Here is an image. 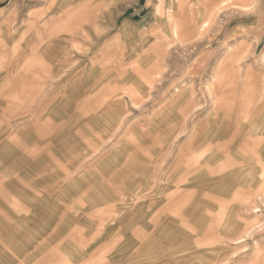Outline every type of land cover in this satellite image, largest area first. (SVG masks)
<instances>
[{"label": "rangeland", "instance_id": "374dc122", "mask_svg": "<svg viewBox=\"0 0 264 264\" xmlns=\"http://www.w3.org/2000/svg\"><path fill=\"white\" fill-rule=\"evenodd\" d=\"M246 118L264 0H0V264H264L259 187L196 180Z\"/></svg>", "mask_w": 264, "mask_h": 264}, {"label": "crops", "instance_id": "0c3cea01", "mask_svg": "<svg viewBox=\"0 0 264 264\" xmlns=\"http://www.w3.org/2000/svg\"><path fill=\"white\" fill-rule=\"evenodd\" d=\"M179 110L182 112L181 108ZM263 121L259 122L258 120L256 121L255 119L252 118H246L244 121L241 122L240 126L237 127V129L239 130L238 132H240L241 135L246 136L244 137L245 140L242 141V147H240L241 149H236V147H233V144L235 143L234 138L231 137L230 139L229 138L227 139L228 136L226 135V133L220 134L217 131L214 133L210 130L204 132L203 133L204 147L200 149L201 153L198 156L204 168L202 167L201 173L197 174L196 175L197 177L195 176L196 180H198L199 178L201 179L203 177L212 176L211 178L215 181L214 186L218 188V192L221 193L222 195H225L228 198L231 197L228 194H231L232 192L235 191L236 195H240L245 187L247 188L250 186H255L256 188L259 187L258 192L260 193L261 192L260 187H262L263 184L262 181L264 179L261 180V177H259L258 179L254 178L253 180L251 179L252 178L251 175L253 173L257 174L260 172L259 167L261 166L257 165L255 161L256 160L255 156L257 154L259 155L258 157L262 159L263 161L262 163L264 164V130H262L264 126ZM220 122L221 121L219 120H214L211 123L212 126H216V124H219ZM253 123L260 125L258 130L252 131L251 129H249V125H252ZM196 137L198 138L199 136ZM233 148L235 149V151ZM228 151H232V152H228ZM253 153H256V155H253ZM253 166L255 167V169L256 166H258L259 170L257 171L255 170L254 172ZM242 175L246 176V178H244V176L242 177ZM249 175L250 178L248 177ZM178 178L182 182L188 181L187 185L186 183L182 185L179 183L180 186L178 187L180 188L194 185L193 184L194 179L190 174H188V177L186 176V178H184L178 172ZM191 180L192 182H190ZM238 186L240 188L236 190V187ZM261 193H264V191ZM225 218H227L226 213H225ZM225 218L224 220H222V218H220L221 220L219 219L222 230H224L225 227L231 228L232 226L230 224H237L236 222L229 221Z\"/></svg>", "mask_w": 264, "mask_h": 264}, {"label": "bare ground", "instance_id": "6f19581e", "mask_svg": "<svg viewBox=\"0 0 264 264\" xmlns=\"http://www.w3.org/2000/svg\"><path fill=\"white\" fill-rule=\"evenodd\" d=\"M178 27H179V25H178ZM174 31H175V33L177 32V26H175L174 27ZM238 84V83H237ZM260 98V97H259ZM247 122V121H246ZM222 124V123H221ZM240 126V125H239ZM213 127H217V125L216 126H213ZM223 127V125H221L220 126V128H222ZM226 127V126H225ZM259 127H260V125L259 124H252V125H249V129H251L252 131H256V130H258L259 129ZM262 130H264V126H263V128H262ZM217 132L218 133H220V134H223V131H222V129H218L217 130ZM251 134V133H250ZM258 135V134H257ZM255 136V135H254ZM212 137V136H211ZM246 137V136H245ZM227 139H228V137H227ZM223 140V139H222ZM210 141V140H209ZM256 142V141H255ZM208 143V142H207ZM202 149V148H201ZM214 149V148H213ZM212 149V150H213ZM218 155V154H217ZM253 155H256V153H253ZM259 155L257 154L256 156H255V158H256V163H257V165H260L261 167H260V172L259 173H257V174H252L251 175V179H253L254 180V178H259V177H261V180H263L264 179V164L262 163L263 161H262V159L261 158H259L258 157ZM211 158V157H210ZM242 160V159H241ZM216 163V162H215ZM204 168V167H203ZM233 168V167H232ZM209 172V171H208ZM231 174V173H230ZM233 174V173H232ZM200 179V178H199ZM227 180V179H226ZM263 182V184H262V187H260V189H261V192H263L264 191V180L262 181ZM239 185V184H238ZM244 186V185H243ZM220 188V187H219ZM229 191V190H228ZM260 192V193H261ZM259 193V194H260ZM261 194H263L264 195V193H261ZM258 210V209H257ZM232 227H234V226H236V224H230ZM224 228V227H223Z\"/></svg>", "mask_w": 264, "mask_h": 264}]
</instances>
